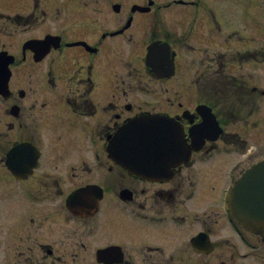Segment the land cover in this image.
I'll list each match as a JSON object with an SVG mask.
<instances>
[{
    "label": "flooded vegetation",
    "instance_id": "af4514ba",
    "mask_svg": "<svg viewBox=\"0 0 264 264\" xmlns=\"http://www.w3.org/2000/svg\"><path fill=\"white\" fill-rule=\"evenodd\" d=\"M226 1L0 0V264H264L223 199L264 160V0ZM146 115L192 148L158 177L107 148Z\"/></svg>",
    "mask_w": 264,
    "mask_h": 264
},
{
    "label": "water",
    "instance_id": "95a60500",
    "mask_svg": "<svg viewBox=\"0 0 264 264\" xmlns=\"http://www.w3.org/2000/svg\"><path fill=\"white\" fill-rule=\"evenodd\" d=\"M163 130L174 132L173 137L178 141V134L170 128ZM134 128L128 125L122 129L121 135L124 132H133ZM137 139L121 140L118 145L121 148L128 147L132 149H140L143 146L149 147L152 145V139L148 142H142V139L147 137L148 131H136ZM113 142L112 147H114ZM264 165H256L254 168L247 171L240 181L233 188L230 196V207L234 214L250 229L255 232H260L264 235Z\"/></svg>",
    "mask_w": 264,
    "mask_h": 264
},
{
    "label": "rangeland",
    "instance_id": "374dc122",
    "mask_svg": "<svg viewBox=\"0 0 264 264\" xmlns=\"http://www.w3.org/2000/svg\"><path fill=\"white\" fill-rule=\"evenodd\" d=\"M231 3H232L231 0H227L224 4L226 5L227 8H231ZM220 194H221V192H220Z\"/></svg>",
    "mask_w": 264,
    "mask_h": 264
}]
</instances>
